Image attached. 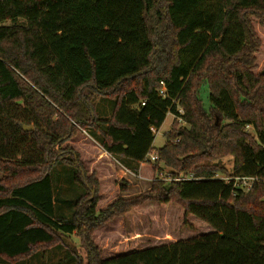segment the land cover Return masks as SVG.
Wrapping results in <instances>:
<instances>
[{
	"label": "trees",
	"instance_id": "obj_1",
	"mask_svg": "<svg viewBox=\"0 0 264 264\" xmlns=\"http://www.w3.org/2000/svg\"><path fill=\"white\" fill-rule=\"evenodd\" d=\"M80 130L150 188L98 210L99 179L64 146ZM0 168V264L64 247L84 264L74 234L86 264H264V0H0ZM183 172L199 179H168ZM152 204L209 227L102 257L94 231Z\"/></svg>",
	"mask_w": 264,
	"mask_h": 264
},
{
	"label": "rangeland",
	"instance_id": "obj_2",
	"mask_svg": "<svg viewBox=\"0 0 264 264\" xmlns=\"http://www.w3.org/2000/svg\"><path fill=\"white\" fill-rule=\"evenodd\" d=\"M204 102L208 104L207 92H204ZM97 102L105 105L101 97L97 96ZM95 102L99 112L98 103ZM100 113V112H99ZM176 118L172 113L167 118L161 128L155 134L154 148L159 149L166 143V133L173 127ZM179 126L186 125L184 121H177ZM71 145L80 155L84 167L88 173H95L100 181V200L98 210L104 209L110 202L120 195L133 196L148 190L151 186V178L146 176V171L140 173L141 178H137L132 173L126 175L121 169L120 163L113 158H109L103 153L102 147L96 137L90 135L87 130H80L64 146ZM155 153L156 150H153ZM112 162V164H111ZM223 163L231 172L233 167V157L227 155L223 158ZM146 170V169H145ZM168 169H166L167 171ZM70 172V167L68 169ZM54 173H59L61 184L68 187L65 193L66 199L73 201L78 192V187L70 183L69 175L62 165L56 166ZM68 175V176H67ZM10 173L0 168V180L8 178ZM218 176H224L218 174ZM127 188L124 192L122 189ZM182 213L178 205L152 204L134 211L126 216H117L94 231V240L100 247L102 257H111L122 254L134 246H143L149 243L163 242L177 239L186 228L181 223ZM189 224L192 229H187L186 236L197 234L208 229V225L200 222L198 218L191 216ZM185 229V230H186ZM184 230V231H185ZM65 242L76 248L84 264L87 263V252L82 246L81 239L76 234L65 237ZM19 264H77L67 248L50 249L45 259L35 257L29 261H21Z\"/></svg>",
	"mask_w": 264,
	"mask_h": 264
},
{
	"label": "built area",
	"instance_id": "obj_3",
	"mask_svg": "<svg viewBox=\"0 0 264 264\" xmlns=\"http://www.w3.org/2000/svg\"><path fill=\"white\" fill-rule=\"evenodd\" d=\"M161 89H160V94H162L163 96L166 95V88H165V83L163 81H161ZM142 105H145V101L142 102ZM179 112L181 114H183V109L180 108L179 109ZM179 120H181V118H179ZM158 130L154 129L153 128V132L156 134ZM158 159V154L155 153L154 151L151 152L149 155H148V160L154 162ZM134 176H136L137 178H141L142 176L140 174H136L134 173ZM217 177H220L217 175ZM169 180H176V181H186V180H195V179H199L197 176H195L194 173H190V174H187V173H180L177 177L175 178H170L168 177ZM227 182L230 181V178L229 179H226ZM237 183L236 185H238L239 187H243L245 188L246 190H249L251 187H252V183L253 181L255 180L254 178L252 177H241V178H237Z\"/></svg>",
	"mask_w": 264,
	"mask_h": 264
},
{
	"label": "crops",
	"instance_id": "obj_4",
	"mask_svg": "<svg viewBox=\"0 0 264 264\" xmlns=\"http://www.w3.org/2000/svg\"><path fill=\"white\" fill-rule=\"evenodd\" d=\"M102 151H103V153L104 154H106L109 158L111 157V158H113L111 155H109L106 151H104L103 149H102ZM114 159V158H113ZM115 161H117V160H115ZM118 162V161H117ZM118 163H120V162H118ZM111 164H112V162H111ZM121 164V163H120ZM122 165V164H121ZM122 171L126 174V175H128V173L130 172L131 174L133 173L134 174V172L133 171H131L130 169H128V168H126L124 165H122Z\"/></svg>",
	"mask_w": 264,
	"mask_h": 264
},
{
	"label": "water",
	"instance_id": "obj_5",
	"mask_svg": "<svg viewBox=\"0 0 264 264\" xmlns=\"http://www.w3.org/2000/svg\"><path fill=\"white\" fill-rule=\"evenodd\" d=\"M22 127H23V129L26 130V131H31V130H33V126H26V125H23Z\"/></svg>",
	"mask_w": 264,
	"mask_h": 264
}]
</instances>
